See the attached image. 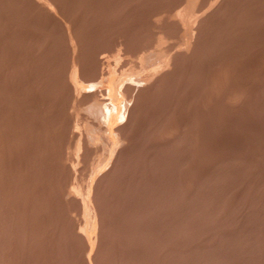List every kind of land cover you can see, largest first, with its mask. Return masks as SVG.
<instances>
[{"label": "rangeland", "instance_id": "1", "mask_svg": "<svg viewBox=\"0 0 264 264\" xmlns=\"http://www.w3.org/2000/svg\"><path fill=\"white\" fill-rule=\"evenodd\" d=\"M0 264H264V0H0Z\"/></svg>", "mask_w": 264, "mask_h": 264}, {"label": "bare ground", "instance_id": "2", "mask_svg": "<svg viewBox=\"0 0 264 264\" xmlns=\"http://www.w3.org/2000/svg\"><path fill=\"white\" fill-rule=\"evenodd\" d=\"M204 2H205V1H204ZM46 3H47V2H46ZM50 3H51V2H50ZM204 4H205V3H204ZM38 5H39V4H38ZM39 7H40V6H39ZM43 7H44V6H43ZM45 7H47V6H45ZM48 8H49V7H48ZM44 9H46V8H44ZM201 9H202V8H201ZM170 11H171V10H170ZM170 11H169V12H170ZM199 11H200V10H199ZM53 14H54V13H53ZM160 14H161V13H160ZM170 14H171V13H170ZM165 15H166V14H165ZM153 16H154V15H153ZM153 16H152V17H153ZM167 17H168V16H167ZM201 18H202V17H201ZM163 19H164V18H163ZM180 20H181V19H180ZM171 21H172V20H171ZM183 22H184V21H183ZM188 22H189V21H188ZM158 23H159V22H158ZM180 23H181V22H180ZM65 24H66V23H65ZM172 25H173V24H172ZM162 28H163V27H162ZM162 28H161V29H162ZM162 30H163V29H162ZM185 30H186V29H185ZM192 30H193V28H192ZM190 31H191V30H190ZM72 32H74V31H71V33H72ZM160 32H161V31H160ZM67 33H68V32H67ZM74 35H76V34H74ZM186 35H187V34H186ZM165 36H168V35H165ZM165 36H164V37H165ZM181 36H182V35H181ZM76 38H77V36H76ZM74 39H75V38H74ZM168 40H169V39H168ZM172 40H173V39H172ZM184 40H185V39H184ZM74 41H75V40H74ZM190 41H192V40H190ZM120 42H121V41H120ZM183 42H184V41H183ZM169 43H170V42H169ZM67 44H68V43H67ZM77 44H78V43H77ZM153 46H154V45H153ZM115 47H116V46H115ZM148 47H149V46H148ZM79 48H80V47H79ZM112 48H113V47H112ZM150 48H151V47H150ZM162 48H163V47H162ZM167 48H168V47H167ZM172 48H173V47H172ZM191 49H192V48H191ZM191 49H190V50H191ZM172 50H173V49H172ZM189 52H190V51H189ZM171 53H172V52H171ZM179 53H180V52H179ZM185 53H186V52H185ZM180 54H181V53H180ZM73 55H74V54H73ZM113 55H114V54H113ZM144 55H145V54H144ZM147 55H148V54H147ZM154 55H155V54H154ZM160 55H161V54H160ZM177 55H178V54H177ZM157 56H158V55H157ZM172 58H173V57H172ZM181 58H182V57H181ZM121 59H122V58H121ZM170 59H171V58H170ZM146 60H147V59H146ZM165 60H166V59H165ZM115 61H116V60H115ZM119 61H120V59H119ZM156 61H157V60H156ZM169 61H170V60H169ZM157 62H158V61H157ZM115 63H116V62H115ZM74 64H75V63H74ZM113 64H114V63H113ZM129 64H130V63H129ZM134 64H135V63H134ZM136 64H138V63H136ZM161 64H162V63H161ZM155 65H156V64H155ZM76 67H77V66H76ZM140 67H141V66H140ZM151 67H152V66H150V68H151ZM153 67H154V66H153ZM153 67H152V68H153ZM156 67H157V66H156ZM161 67H162V66H161ZM116 68H117V67H116ZM131 68H132V67H131ZM171 68H172V67H171ZM153 69H154V68H153ZM142 70H143V69H142ZM146 70H147V69H146ZM106 71H107V70H106ZM116 71H117V70H116ZM147 71H148V70H147ZM94 72H95V71H94ZM130 73H131V72H130ZM139 73H140V72H139ZM146 73H147V72H146ZM153 73H154V71H153ZM76 74H77V73H76ZM85 74H86V72H85ZM122 74H123V73H122ZM68 75H69V74H68ZM83 75H84V73H83ZM93 75H94V74H92V77H93ZM95 75H96V74H95ZM95 75H94V76H95ZM117 75H118V74H117ZM123 75H124V74H123ZM132 75H133V74H132ZM144 75H145V74H144ZM159 75H160V74H158V76H159ZM98 76H100V75H98ZM102 76H103V75H102ZM102 76H101V77H102ZM162 76H163V75H162ZM79 77H80V76H79ZM83 77H84V76H83ZM101 77H100V78H101ZM117 77H118V76H117ZM133 77H135V76H133ZM136 77H137V76H136ZM100 78H98V79H100ZM145 78H146V77H145ZM167 78H168V77H167ZM128 79H129V78H128ZM128 79H127V80H128ZM133 79H134V78H133ZM157 79H158V78H157ZM165 79H166V78H165ZM80 80H81V79H80ZM82 80H83V79H82ZM82 80H81V81H82ZM84 80H85V79H84ZM88 80H89V79H88ZM92 80H93V79H92ZM130 80H131V79H130ZM136 80H137V79H135V81H136ZM117 81H118V80H117ZM122 81H123V80H122ZM145 81H146V80H145ZM75 82H76V81H75ZM95 82H96V81H95ZM118 82H119V81H118ZM137 82H138V81H137ZM93 83H94V82H93ZM124 83H125V82H124ZM151 83H152V82H151ZM151 83H150V84H151ZM87 84H88V83H87ZM90 84H91V83H90ZM94 84H95V83H94ZM115 84H116V83H115ZM122 84H123V83H122ZM125 84H126V83H125ZM132 84H133V83H132ZM160 84H161V83H160ZM120 85H121V84H120ZM136 85H137V84H136ZM121 86L123 87V85H121ZM138 86H139V85H138ZM146 86H148V85H146ZM80 87H81V86H80ZM82 87H83V86H82ZM77 90H78V89H77ZM87 90H88V89H87ZM104 90H105V89H104ZM104 90H102V91H104ZM112 90H113V89H112ZM121 90H122V89H121ZM125 90H126V89H125ZM137 90H138V89H137ZM143 90H144V89H143ZM150 90H151V89H150ZM122 91H123V90H122ZM132 91H133V90H132ZM78 92H79V91H78ZM84 92H85V91H84ZM119 92H120V91H119ZM124 92H125V91H124ZM135 92H136V91H135ZM99 93H100V92H99ZM101 93H102V92H101ZM125 93H127V92H125ZM76 94H77V93H76ZM76 94H75V95H76ZM82 94H83V93H82ZM94 94H95V93H94ZM127 94H128V93H127ZM131 94H132V93H131ZM143 94H144V93H143ZM84 95H85V94H84ZM96 95H97V93H96ZM104 95H105V94H104ZM104 95H102V96H104ZM110 95H111V94H110ZM118 95H119V94H118ZM118 95H117V96H118ZM99 96H100V95H99ZM126 96H127V95H126ZM85 97H86V96H85ZM90 97H91V96H90ZM107 97H108V96H107ZM127 97H128V96H127ZM113 98H114V97H113ZM130 98H131V97H130ZM86 99H87V98H86ZM86 99H85V100H86ZM97 99H98V98H97ZM103 99H104V98H103ZM120 99H121V98H120ZM110 100H111V99H110ZM110 100H109V101H110ZM125 100L127 101V98H126ZM132 100H133V99H132ZM99 102H100V101H99ZM104 102H105V99H104ZM121 102H122V101H121ZM126 103H127V102H126ZM91 104H92V102H91ZM106 104H107V103H106ZM111 104H112V103H111ZM124 104H125V103H124ZM128 104H129V103H128ZM85 105H86V104H85ZM85 105H84V106H85ZM93 105H94V104H93ZM93 105H92V106H93ZM99 105H100V104H99ZM99 105H97V106H99ZM107 105H108V104H107ZM95 106H96V105H95ZM95 106H93V107H95ZM100 106H101V105H100ZM110 106H111V105H110ZM121 106H122V105H121ZM89 107H90V106H89ZM111 107H112V106H111ZM125 107H126V106H125ZM100 108H101V107H100ZM100 108H99V110H100ZM105 108H106V107H104V110H105ZM108 108H110V107H108ZM114 108H116V106H115ZM114 108L112 107V109H114ZM119 108H120V107H119ZM126 108H127V107H126ZM136 108H137V107H136ZM93 109L95 110V108H93ZM116 109H117V108H116ZM116 109H115V110H116ZM127 109H128V108H127ZM127 109H126V110H127ZM130 109H131V111H132V108H131V107H130ZM81 110L83 111L82 108H81ZM84 110H86V109H84ZM90 110H91V109H90ZM99 110H97V112H98ZM109 111H110V110H109ZM109 111H108V112H109ZM113 111H114V110H113ZM118 111H120V110H118ZM121 111H122V109H121ZM124 111H125V110H124ZM133 111H134V110H133ZM79 112H81V111H79ZM86 112H87V111H86ZM91 112H92V111H91ZM100 112H101V110H100ZM129 112H130V111H129ZM82 113H83V112H82ZM95 113H96V112H94V114H95ZM101 113H102V112H101ZM113 113H114V112H113ZM116 113H117V112H116ZM122 113H123V112H122ZM124 113H125V112H124ZM124 113H123V114H124ZM123 114H122V115H123ZM125 114H126V113H125ZM80 115H81V114H80ZM83 115H84V114H83ZM83 115H82V117H83ZM91 115H92V114H91ZM99 115H100V114H99ZM99 115H98V116H99ZM106 115H108V113H107ZM119 115H121V114L119 113ZM84 116H85V115H84ZM88 116H89V115H88ZM98 116H97L96 118H98ZM100 116H101V115H100ZM124 116H125V115H123V117H124ZM127 116H128V115H127ZM134 116H135V115H134ZM105 117H107V116H105ZM120 117H121V116H120ZM103 118H104V117H103ZM108 118H109V117H108ZM125 118H126V117H125ZM125 118H124V119H125ZM131 118H132V117H131ZM131 118H130V119H131ZM126 119H127V118H126ZM133 119H134V118H133ZM133 119H132V120H133ZM81 120H82V119H81ZM93 120H94V119H93ZM98 120H99V119H98ZM103 120H104V119H103ZM103 120H102V121H103ZM122 120H123V119H122ZM127 120H128V119H127ZM127 120H126V121H127ZM99 121H100V120H99ZM107 121H108V120H107ZM115 121H116V120H115ZM75 122H76V121H75ZM97 122H98V121H97ZM104 122H105V120H104ZM112 122H113V121H112ZM124 122H125V121H124ZM86 123H87V122H86ZM89 123H90V122H89ZM94 123H95V122H94ZM108 123H109V122H108ZM125 123H126V122H125ZM129 123H130V122H129ZM96 125H97V124H96ZM96 125H95V126H96ZM102 125H104V124H102ZM115 125H116V124H115ZM82 126H83V125H82ZM87 126H88V125H87ZM127 126H128V125H127ZM99 127H101V126H99ZM105 127H106V126H105ZM82 128H83V127H82ZM93 128H94V127H93ZM103 128H104V127H103ZM120 128H121V127H120ZM96 129H97V128H96ZM114 129H115V127H114ZM114 129H113V130H114ZM94 130H95V129H94ZM118 131H119V130H118ZM121 132H122V130H121ZM82 133H83V132H82ZM95 133H96V131H95ZM174 133H175V132H174ZM115 134H116V133H115ZM83 135H84V134H83ZM107 135H108V134H107ZM124 135H125V134H124ZM120 137H121V136H120ZM163 137H164V136H163ZM92 138H93V137H92ZM126 138H127V137H126ZM161 138H162V137H161ZM171 138H172V137H171ZM171 138H170V139H171ZM102 139H103V138H102ZM120 139H121V138H120ZM162 139H163V138H162ZM82 140H83V138H82ZM82 140H81V141H82ZM103 140H104V139H103ZM124 140H127V139H124ZM90 141H91V140H90ZM100 142H101V141H100ZM87 143H89V142H87ZM102 143H103V142H102ZM105 143H106V142H105ZM109 143H110V142H109ZM99 144H100V143H99ZM125 144H126V143H125ZM79 146H80V144H79ZM91 146H92V145H91ZM76 148H77V147H76ZM87 148H88V147H87ZM96 148H97V147H96ZM113 148H114V147H113ZM84 149H85V148H84ZM101 149H102V148H101ZM109 149H110V148H109ZM121 149H122V148H121ZM77 151H78V150H77ZM105 151H106V150H105ZM121 151H122V150H121ZM78 152H79V151H78ZM112 152H113V151H112ZM117 152H118V151H117ZM117 152H116V154H117ZM107 153H108V152H107ZM120 153H121V152H120ZM104 156H105V155H104ZM118 156H119V155H118ZM114 159H115V158H114ZM116 160H117V159H116ZM109 161H110V160H109ZM102 163H103V162H102ZM107 163H108V162H107ZM91 165H92V164H91ZM114 167H115V166H114ZM101 169H102V168H101ZM102 170H103V169H102ZM111 171H112V170H111ZM93 172H94V171H93ZM103 173H104V172H103ZM100 174H101V173H100ZM99 176H100V175H99ZM77 189H78V188H77ZM87 196H88V195H87ZM91 198H92V197H91ZM93 202H94V201H93ZM89 210H90V209H89ZM92 213H94V212H92ZM94 217H96V216H94Z\"/></svg>", "mask_w": 264, "mask_h": 264}]
</instances>
